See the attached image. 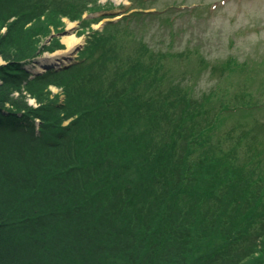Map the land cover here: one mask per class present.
<instances>
[{
  "label": "trees",
  "instance_id": "1",
  "mask_svg": "<svg viewBox=\"0 0 264 264\" xmlns=\"http://www.w3.org/2000/svg\"><path fill=\"white\" fill-rule=\"evenodd\" d=\"M98 1L0 0V264H264V138L222 133L256 104L194 98L190 50L145 42L159 13L90 29L60 73L26 69Z\"/></svg>",
  "mask_w": 264,
  "mask_h": 264
},
{
  "label": "rangeland",
  "instance_id": "2",
  "mask_svg": "<svg viewBox=\"0 0 264 264\" xmlns=\"http://www.w3.org/2000/svg\"><path fill=\"white\" fill-rule=\"evenodd\" d=\"M98 4H110V7L101 12L86 13L80 21L62 18L64 27L43 41L45 47L53 48V41L58 39L60 46H55L53 52L49 49L40 51L41 55L26 69L42 75L48 71L60 73L82 59L90 29L101 31L107 22L136 11L159 13L160 17L155 21L145 24V42L163 52L181 54L190 50V60L180 63L177 79H184V83L192 87L194 98L212 93L216 99L225 102L256 104L251 113L231 112L222 133L241 135L240 128L256 126L258 130L252 131L255 143L264 138V0H99ZM88 20H91L89 26H84L82 22ZM66 30L68 33L63 35ZM5 31L6 28L1 29V33ZM53 34L57 36L49 41ZM69 34L81 40L71 51L63 43V38ZM162 38L165 41H161ZM199 56L208 63L200 73ZM228 60L234 61L235 71L221 73L214 70ZM3 64L0 57V66ZM223 78L228 81H222ZM49 89L54 95L61 93L55 85H50ZM14 94L18 96L17 92ZM63 99L61 95L60 100ZM27 101L29 105L37 106L30 96Z\"/></svg>",
  "mask_w": 264,
  "mask_h": 264
},
{
  "label": "bare ground",
  "instance_id": "3",
  "mask_svg": "<svg viewBox=\"0 0 264 264\" xmlns=\"http://www.w3.org/2000/svg\"><path fill=\"white\" fill-rule=\"evenodd\" d=\"M80 42H81V40L78 39V38H77L75 35H73V34H69V35H67V36H65V37L63 38V43L67 46V49H68L69 51H71V50H73L74 48H76V47L79 45ZM63 62H66V63H67V60L64 59ZM33 73H34V72H33Z\"/></svg>",
  "mask_w": 264,
  "mask_h": 264
},
{
  "label": "water",
  "instance_id": "4",
  "mask_svg": "<svg viewBox=\"0 0 264 264\" xmlns=\"http://www.w3.org/2000/svg\"><path fill=\"white\" fill-rule=\"evenodd\" d=\"M101 14L103 15V14H106V13H101ZM101 14H100V15H101ZM107 14H108V13H107ZM117 16H118V15H117ZM119 18H121V17H118L117 19H119ZM67 33H68V32H67V30H66V31L63 32V35H65V34H67ZM59 35H60V34H59ZM56 36H57V35H54V34H53V35L50 37L49 41L52 40V39H54ZM60 36H62V34H61Z\"/></svg>",
  "mask_w": 264,
  "mask_h": 264
}]
</instances>
